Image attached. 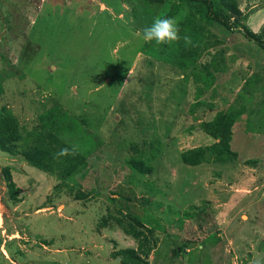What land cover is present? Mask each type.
<instances>
[{
  "label": "rangeland",
  "instance_id": "obj_1",
  "mask_svg": "<svg viewBox=\"0 0 264 264\" xmlns=\"http://www.w3.org/2000/svg\"><path fill=\"white\" fill-rule=\"evenodd\" d=\"M236 1L243 25L264 35V0ZM173 4L192 43L145 42L143 29ZM3 105L22 127L20 152L50 130L86 166L63 184L0 150V264H120L112 251L136 242L113 217L152 230L150 264H250L264 254V50L241 26L208 19L203 3L0 0ZM242 105L235 160L181 161L217 141L202 122Z\"/></svg>",
  "mask_w": 264,
  "mask_h": 264
},
{
  "label": "trees",
  "instance_id": "obj_2",
  "mask_svg": "<svg viewBox=\"0 0 264 264\" xmlns=\"http://www.w3.org/2000/svg\"><path fill=\"white\" fill-rule=\"evenodd\" d=\"M151 3H162L164 0H147ZM205 5V16L218 22L224 28L232 31L241 26L243 35L249 40L257 44L264 50V35L254 32L247 26L243 25L241 19L243 12L237 4L236 0H218L224 8L223 11L214 10L212 0H188ZM173 4V7H176ZM177 12V8L171 9L164 17H173ZM242 24V25H241ZM245 107L239 106L219 112L212 119L201 123L203 131L216 139L217 141L204 146H196L188 148L181 152L180 159L184 164L197 165L202 162L225 163L233 161L237 158L238 153L231 148L232 127L236 118L243 114ZM21 125L17 118L12 114L6 105L0 107V150L5 153H20L24 159L30 164L46 172L56 174L60 182L67 184V179L74 174L83 170L86 166V160L82 153L76 150L73 155L57 157L62 148L71 149L68 143L60 139L55 133L48 130L46 132H37L30 139V145L19 151V141L23 140ZM128 164L140 173H150L151 166L146 165L142 160L131 158ZM2 173L7 181V188L11 199L18 201V188L12 180L8 167L2 168ZM84 193L77 191L74 195L75 199H82ZM123 231L130 235L136 242L135 247H125L115 249L111 255L118 257L120 264H150L149 254L157 244V239L153 235L151 229H138L137 225L141 223L137 219H133V223L124 224L120 217H113ZM107 219L100 221L101 226H105Z\"/></svg>",
  "mask_w": 264,
  "mask_h": 264
},
{
  "label": "clouds",
  "instance_id": "obj_3",
  "mask_svg": "<svg viewBox=\"0 0 264 264\" xmlns=\"http://www.w3.org/2000/svg\"><path fill=\"white\" fill-rule=\"evenodd\" d=\"M142 39L145 42H155L157 45H171L179 42L181 39L186 44H191L192 39L188 34L181 36V28L178 21L174 17L157 16L153 22L146 26L142 31ZM76 152V147L71 149L62 148L55 155L57 157L73 155ZM250 264H264V254L255 255Z\"/></svg>",
  "mask_w": 264,
  "mask_h": 264
},
{
  "label": "crops",
  "instance_id": "obj_4",
  "mask_svg": "<svg viewBox=\"0 0 264 264\" xmlns=\"http://www.w3.org/2000/svg\"><path fill=\"white\" fill-rule=\"evenodd\" d=\"M1 219V218H0Z\"/></svg>",
  "mask_w": 264,
  "mask_h": 264
}]
</instances>
